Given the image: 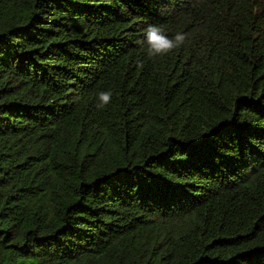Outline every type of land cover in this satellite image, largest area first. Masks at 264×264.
I'll return each mask as SVG.
<instances>
[{
	"label": "trees",
	"instance_id": "trees-1",
	"mask_svg": "<svg viewBox=\"0 0 264 264\" xmlns=\"http://www.w3.org/2000/svg\"><path fill=\"white\" fill-rule=\"evenodd\" d=\"M0 264H264V0H0Z\"/></svg>",
	"mask_w": 264,
	"mask_h": 264
},
{
	"label": "clouds",
	"instance_id": "clouds-1",
	"mask_svg": "<svg viewBox=\"0 0 264 264\" xmlns=\"http://www.w3.org/2000/svg\"><path fill=\"white\" fill-rule=\"evenodd\" d=\"M145 40L147 43V53L149 57L164 56L180 47L185 40L183 34H176L170 38L163 33V30L158 25L150 24L144 30ZM112 93L110 91H102L98 93L100 104L97 107L107 105L111 100Z\"/></svg>",
	"mask_w": 264,
	"mask_h": 264
}]
</instances>
